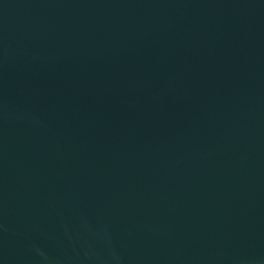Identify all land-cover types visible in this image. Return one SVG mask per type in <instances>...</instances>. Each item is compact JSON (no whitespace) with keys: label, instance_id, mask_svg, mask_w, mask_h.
<instances>
[{"label":"water","instance_id":"1","mask_svg":"<svg viewBox=\"0 0 264 264\" xmlns=\"http://www.w3.org/2000/svg\"><path fill=\"white\" fill-rule=\"evenodd\" d=\"M0 264H264V0H0Z\"/></svg>","mask_w":264,"mask_h":264}]
</instances>
